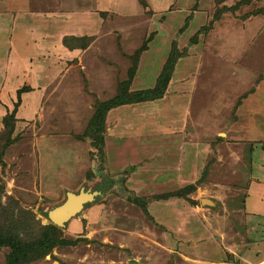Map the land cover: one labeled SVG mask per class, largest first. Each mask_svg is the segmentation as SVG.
Listing matches in <instances>:
<instances>
[{"label":"rangeland","instance_id":"374dc122","mask_svg":"<svg viewBox=\"0 0 264 264\" xmlns=\"http://www.w3.org/2000/svg\"><path fill=\"white\" fill-rule=\"evenodd\" d=\"M136 51L130 90L174 51L170 79L109 110L99 157L86 127ZM0 186L25 238L91 195L27 264H262L264 0H0Z\"/></svg>","mask_w":264,"mask_h":264},{"label":"trees","instance_id":"16d2710c","mask_svg":"<svg viewBox=\"0 0 264 264\" xmlns=\"http://www.w3.org/2000/svg\"><path fill=\"white\" fill-rule=\"evenodd\" d=\"M89 39L87 36L67 35L63 37L62 44L69 49L85 48L89 43ZM129 58L132 61V66L128 70L127 79L118 83L117 94L114 97L104 101H96L95 111L84 133L93 137L99 157L104 155L103 133L109 110L122 104L150 101L162 97L174 67L176 54L174 51L169 54L155 84L142 90H130L128 86L132 81L134 70L137 68L139 51L130 55ZM21 89H28V86L23 84ZM1 192L2 186H0ZM13 210L14 207L10 204L4 205L0 201V219H2V221L0 220V246L9 248L5 258L6 264H27L49 253L52 246L63 241L59 237L60 227L54 223L38 226L40 232L32 238L23 237L21 235L24 233L23 231L36 230V223L26 219L22 220L20 216L15 218ZM4 218L10 219L11 224L5 223Z\"/></svg>","mask_w":264,"mask_h":264},{"label":"water","instance_id":"95a60500","mask_svg":"<svg viewBox=\"0 0 264 264\" xmlns=\"http://www.w3.org/2000/svg\"><path fill=\"white\" fill-rule=\"evenodd\" d=\"M75 199V206H73L70 197ZM91 195L80 191L79 193L68 192L66 200L51 209L47 215L48 218L56 225H62L66 220H68L71 216L80 211L83 207V204L90 200ZM206 202L212 203L210 200H206ZM72 205V207H70Z\"/></svg>","mask_w":264,"mask_h":264},{"label":"bare ground","instance_id":"6f19581e","mask_svg":"<svg viewBox=\"0 0 264 264\" xmlns=\"http://www.w3.org/2000/svg\"><path fill=\"white\" fill-rule=\"evenodd\" d=\"M70 200H71V202H72V204H73V206H75V199L74 198H72V196L70 197ZM70 207H72V205H70Z\"/></svg>","mask_w":264,"mask_h":264},{"label":"crops","instance_id":"0c3cea01","mask_svg":"<svg viewBox=\"0 0 264 264\" xmlns=\"http://www.w3.org/2000/svg\"><path fill=\"white\" fill-rule=\"evenodd\" d=\"M150 101H153V100H150ZM145 102H147V101H145ZM254 214H257V213L254 212ZM230 263H232V262H230ZM259 263H262L263 264L264 263V258L262 260H260Z\"/></svg>","mask_w":264,"mask_h":264}]
</instances>
